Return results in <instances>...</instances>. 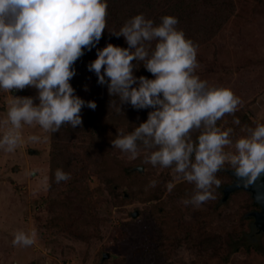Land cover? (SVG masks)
<instances>
[{"label": "rangeland", "instance_id": "rangeland-1", "mask_svg": "<svg viewBox=\"0 0 264 264\" xmlns=\"http://www.w3.org/2000/svg\"><path fill=\"white\" fill-rule=\"evenodd\" d=\"M153 1L149 8L133 0V6L124 9L127 18L143 13L158 24L163 15L177 17V27L198 46L196 74L209 85L231 87L241 97L237 110L217 121L222 130L233 129V145L225 151H235V141L247 135L248 128L264 123V0ZM106 40L104 44L112 43ZM155 43L144 42L149 52ZM71 84L75 95L95 102L96 86L81 90L77 80ZM37 92L31 86L0 90V120L6 117L11 95L35 97ZM105 97L95 109L81 108L79 125L65 122L55 132L24 125V144L13 152L0 148V264H264V224L258 228L252 217L261 208L247 190L225 196V188L235 181L231 166L226 162L216 173L221 183L214 186V199L199 207L183 204L195 185L175 173L174 165L163 168L147 162L155 146L148 148L138 140V155L128 159L130 153L103 137L96 126L102 106L116 114L110 112V96ZM130 118L115 120L112 139L144 122ZM6 128L0 124V136ZM202 131L203 125L190 130L194 144ZM31 134L47 139L27 141ZM57 168L70 178L56 182ZM143 177L156 180L162 195L154 191L131 198L126 193L130 188L153 189L132 185ZM168 182L174 185L170 191ZM162 214L167 216L162 219ZM18 229L34 231V243L13 245Z\"/></svg>", "mask_w": 264, "mask_h": 264}, {"label": "clouds", "instance_id": "clouds-1", "mask_svg": "<svg viewBox=\"0 0 264 264\" xmlns=\"http://www.w3.org/2000/svg\"><path fill=\"white\" fill-rule=\"evenodd\" d=\"M107 8L108 0H0V90L26 86L38 90L35 97L11 95L8 99L6 117L0 120L7 126L0 136L4 151L13 152L26 142L24 125L55 132L65 122L81 124L83 106L96 108L94 101L74 94L70 81L76 72L74 63L102 37ZM178 22L173 15L161 16L158 24L143 13L130 17L115 33L129 47L108 43L97 48L88 68L96 73L98 83L108 84L109 93L119 94L134 108L154 109L146 121L112 143L130 153L128 159L138 155V140L148 148L155 146L146 161L163 168L174 165L173 171L196 189L182 203L199 207L215 198L214 186L221 183L216 173L226 162L244 187L264 176V123L248 128V134L235 141V151H225V146L233 145V129L222 130L217 121L234 113L241 97L231 87L209 85L196 74L198 46L177 27ZM153 40L149 54L144 42ZM134 59L144 61L152 78L133 75ZM234 123L239 124V119L234 118ZM202 125L194 144L190 130ZM26 139L37 142L47 137L31 134ZM54 176L56 182L66 181L70 173L57 168ZM156 183L149 181L150 186ZM173 186L168 182L169 191ZM257 199L264 196L258 194ZM34 237V231L18 229L12 243L30 246Z\"/></svg>", "mask_w": 264, "mask_h": 264}, {"label": "trees", "instance_id": "trees-1", "mask_svg": "<svg viewBox=\"0 0 264 264\" xmlns=\"http://www.w3.org/2000/svg\"><path fill=\"white\" fill-rule=\"evenodd\" d=\"M132 1L133 0H108L107 17H106L107 24H106V28L103 31L102 37L100 38V40L98 42V44L99 43L102 44L101 47H104L106 45V44H104V41H107L106 40L107 38L114 45H118V46L122 47L121 43L124 41L123 47H129L126 43L125 38L122 35L117 36L115 33L119 32V29L122 27V25L125 23V21L128 20L124 9H127V7H130V6H133ZM136 1L138 3L137 6H147L149 8L154 7V1L153 0H136ZM184 1H186V0H183V3H184ZM180 9L182 10L181 13L182 12L186 13V12H184V9H182V8H180ZM116 13H119L118 17H116ZM120 37H123V38L121 39ZM145 43L147 44V41H145ZM98 44L95 45V47H93L91 51L86 50L84 55L79 57L77 59V61L74 63L73 67L75 68L76 71H79V72H78V76L75 77V75H74V77L71 79L70 82L72 83L75 80H77L78 86L83 87L81 90H83V89L88 90L89 87H95L96 86V90H98L97 91L98 96H96L97 97L96 99L94 98L96 106L100 105V101L102 99H103V101L106 99L105 95L110 96L109 105L111 104V106H112V109L110 110V112L115 111L116 114H114V113L110 114L109 112H105V110H107L108 106L103 105L102 109L104 111H102L101 117L96 118L99 121L96 123V126H98L99 128H101V130L104 131L103 137L106 140L108 139L112 142L114 140V139H112L113 135L116 134L115 128L117 126H116V124H114L116 119L120 120V119H124L126 117L130 118L131 115L135 114L134 115L135 117H131V118H133L134 120H138V121H141V120L145 121L148 113L151 111L149 109V107H151V106L146 107V108H139V109L134 108L130 102L121 100L119 94L109 93L107 83H105V84L98 83V77H97L96 73L92 70H89V68H88V64H90L91 61L95 59L93 56L96 55V49H97L96 46H98ZM131 50L134 51L135 49L133 48ZM149 54H151V51L149 52ZM132 63L134 65V68H133V75L134 76L139 77V76L143 75V76H146L148 78H152V74L147 72V70L144 68V61L134 59L132 61ZM106 80H108L107 77H106ZM91 82H92V84H91ZM89 111H90L89 114H91L93 110H89ZM127 114H129V115L127 116ZM102 116H104L103 119H102ZM110 169L111 168H109V170ZM219 173H221V170ZM137 174L139 177H142L143 173L137 172ZM130 176H131V174H126L125 178L130 177ZM145 179H146L145 177H143L141 180L137 179V180L133 181L132 185L133 184H139L136 187H139L141 185V186H146V187L150 188V185L147 184L145 181L153 180V178H151L149 180H145ZM140 182H141V184H140ZM120 183H121V179H120ZM118 187H122V185L119 184ZM151 188H153V189L130 188L129 190L126 191V193L129 194L131 198L135 194H138V197L142 198L141 193L142 194L145 192L150 193V192H154V191L156 192V194L162 195L161 187H158L157 184L155 186H151ZM165 216H167V215L162 214L161 218L164 219ZM252 240H254V238ZM251 247L254 248V244L251 245Z\"/></svg>", "mask_w": 264, "mask_h": 264}, {"label": "water", "instance_id": "water-1", "mask_svg": "<svg viewBox=\"0 0 264 264\" xmlns=\"http://www.w3.org/2000/svg\"><path fill=\"white\" fill-rule=\"evenodd\" d=\"M142 171L143 169H139ZM231 175L235 178L234 183L231 185H228L225 188V196H228L230 193L238 190V189H244L247 190L248 192H251L254 202L261 208L260 212H254L252 213V217L255 219V224L257 225L258 228H261L262 225L264 224V199L258 200L257 195L260 194L264 196V176L260 178L254 185H250L248 187H244L238 182V179L234 176L233 172ZM264 231V228H263Z\"/></svg>", "mask_w": 264, "mask_h": 264}]
</instances>
